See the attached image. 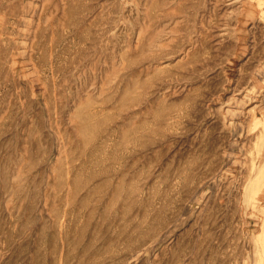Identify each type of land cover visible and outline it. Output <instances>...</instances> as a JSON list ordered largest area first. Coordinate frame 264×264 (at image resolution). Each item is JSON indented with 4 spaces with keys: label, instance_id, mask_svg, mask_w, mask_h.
Here are the masks:
<instances>
[{
    "label": "rangeland",
    "instance_id": "obj_1",
    "mask_svg": "<svg viewBox=\"0 0 264 264\" xmlns=\"http://www.w3.org/2000/svg\"><path fill=\"white\" fill-rule=\"evenodd\" d=\"M0 264H264V0H0Z\"/></svg>",
    "mask_w": 264,
    "mask_h": 264
}]
</instances>
